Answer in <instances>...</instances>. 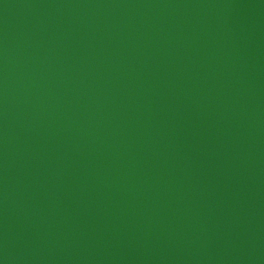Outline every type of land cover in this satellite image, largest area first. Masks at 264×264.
<instances>
[{"label": "water", "instance_id": "water-1", "mask_svg": "<svg viewBox=\"0 0 264 264\" xmlns=\"http://www.w3.org/2000/svg\"><path fill=\"white\" fill-rule=\"evenodd\" d=\"M0 264H264V0H0Z\"/></svg>", "mask_w": 264, "mask_h": 264}]
</instances>
